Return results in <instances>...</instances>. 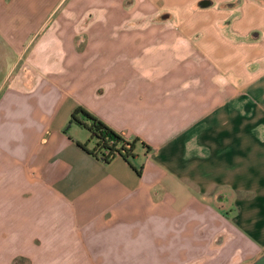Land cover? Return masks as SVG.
Instances as JSON below:
<instances>
[{
	"label": "crops",
	"instance_id": "0c3cea01",
	"mask_svg": "<svg viewBox=\"0 0 264 264\" xmlns=\"http://www.w3.org/2000/svg\"><path fill=\"white\" fill-rule=\"evenodd\" d=\"M77 106L130 163L64 132ZM263 253L264 0H0V264Z\"/></svg>",
	"mask_w": 264,
	"mask_h": 264
},
{
	"label": "trees",
	"instance_id": "16d2710c",
	"mask_svg": "<svg viewBox=\"0 0 264 264\" xmlns=\"http://www.w3.org/2000/svg\"><path fill=\"white\" fill-rule=\"evenodd\" d=\"M72 125L81 127L89 134L87 141L78 146L103 163H110L116 156L122 157L129 163L134 158L138 139L126 140L83 106L73 109L64 132ZM137 174L140 175V171H137Z\"/></svg>",
	"mask_w": 264,
	"mask_h": 264
},
{
	"label": "water",
	"instance_id": "95a60500",
	"mask_svg": "<svg viewBox=\"0 0 264 264\" xmlns=\"http://www.w3.org/2000/svg\"><path fill=\"white\" fill-rule=\"evenodd\" d=\"M251 264H264V253L255 259Z\"/></svg>",
	"mask_w": 264,
	"mask_h": 264
},
{
	"label": "rangeland",
	"instance_id": "374dc122",
	"mask_svg": "<svg viewBox=\"0 0 264 264\" xmlns=\"http://www.w3.org/2000/svg\"><path fill=\"white\" fill-rule=\"evenodd\" d=\"M56 259L57 260H61V258L60 259L56 258ZM57 263H58V261H57ZM16 264H29L28 258L22 257V258L19 259V262L16 263Z\"/></svg>",
	"mask_w": 264,
	"mask_h": 264
}]
</instances>
